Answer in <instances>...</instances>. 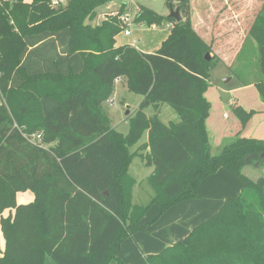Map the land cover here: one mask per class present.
<instances>
[{"label": "trees", "instance_id": "16d2710c", "mask_svg": "<svg viewBox=\"0 0 264 264\" xmlns=\"http://www.w3.org/2000/svg\"><path fill=\"white\" fill-rule=\"evenodd\" d=\"M113 1L53 5L52 0H0V217L6 241L0 264H45L47 254L58 264H264V175L254 182L243 173L264 153V139L238 134L218 148L210 142L206 121L211 102L205 93L218 56L206 59L212 46L191 18L195 0H178L185 13L181 22L138 7L135 23L173 25L153 52L118 45L124 25L117 16L94 23L100 8ZM259 3L257 10L251 8L249 23L235 6L234 22L244 35L220 48L234 55L229 64L248 37L264 46V0ZM128 9L123 2L119 12ZM223 28L214 25L212 31L216 35ZM66 29L68 55H81L82 71L31 74L21 63L26 37ZM220 43L218 37L214 44ZM16 71L23 80L14 87ZM119 77L129 91L143 96L127 117V134L112 127L104 108ZM256 84L264 101V77ZM44 98L56 101L48 113ZM147 100L170 104L179 121L167 124L148 116ZM235 110L243 125L254 113ZM146 132L148 141L131 152ZM38 133L40 141L32 138ZM135 154L154 167L148 178L154 194L144 205L133 199L136 180L129 166ZM222 168L244 181L240 195L228 199L183 241L139 262L121 261L122 243L146 229L147 224L139 223L153 204L161 215L195 198L196 188ZM25 190L33 191L35 200L18 204L17 193ZM9 209L15 213L3 216Z\"/></svg>", "mask_w": 264, "mask_h": 264}, {"label": "crops", "instance_id": "0c3cea01", "mask_svg": "<svg viewBox=\"0 0 264 264\" xmlns=\"http://www.w3.org/2000/svg\"><path fill=\"white\" fill-rule=\"evenodd\" d=\"M123 2H126V0L121 1L118 4L121 5ZM116 4L117 0H114L106 7L112 8L113 5ZM203 5L206 6V3H203ZM204 9L205 14L203 15H199L195 12L198 16L197 18H199L198 22L202 16L204 17L205 15L207 17L210 15L208 6L204 7ZM102 17L103 15H101V18ZM224 19H226V17ZM223 21L224 20H221V23H223ZM152 27L154 28L157 26L153 25ZM168 27H171V24L167 25V30H169ZM234 27L235 28L229 29H226V27L221 30L218 36L219 41L222 42L220 43V47L226 49L230 47L231 44L233 45L240 36L244 35V28L240 24L239 26L234 25ZM65 31L66 32H63L65 34H62L60 31L45 32L39 35L26 37L27 48L21 58V63L31 74L42 72L68 74L71 70L74 72L82 71L84 63L81 55L79 53L68 55L70 32L68 29ZM169 34L170 31H163V37L153 49L145 48L146 44H143V37L135 32H132V34L129 35L132 37V40L126 44L134 45L144 52H153L161 47L163 41L168 38ZM125 36L128 37V35ZM250 38L251 36L242 43V46L239 49L240 53L238 52L239 55L238 57L236 56L237 59L234 62H238L246 47L252 45V42L250 41H254L255 44L253 45L259 47L261 58L264 59V46H259L255 39L250 40ZM117 44H124L120 42L119 35L117 36ZM221 56H224V58L229 61L234 55L227 49L226 51H222ZM16 80L17 81H11V85L14 87L19 86L23 79L19 76ZM117 84H123V82L120 81L116 83V86ZM255 88L256 86L252 83L250 85H238L232 89L217 87L219 92L217 90L214 91L212 88L206 91L205 95L208 100L211 101V112L207 118L206 125L209 139L213 146L218 148L222 146L224 142L234 138L238 134L246 137L264 139V101L259 90L257 92ZM220 90L222 95L220 94ZM1 102L2 99L0 97V104ZM42 102L45 113H48L56 104V101L52 98H44ZM237 107H242L247 112L254 111L245 125H243L240 116L235 110ZM147 141L148 138L143 143ZM149 150L150 149L147 148L145 153ZM148 167L149 170L146 173L148 174L146 175V178H149L154 171V167ZM134 179L136 182L138 181L135 177ZM244 186L245 183L243 180L222 168L217 173L207 177L196 188L195 193L197 196L195 198L184 200L161 215H159L161 210L160 207L157 204H153L139 223V225L147 224L146 229L136 230L133 233L132 238H128L122 243L121 254H119L121 261L124 263L137 262V260L140 261L144 255L146 256L160 252L170 244L183 241L196 225L220 210L228 199L240 195ZM19 197L23 198V203H29L35 200V194L30 190L20 191L17 194L18 203L22 202L19 201L21 200ZM11 212L12 214L15 213L14 210L11 211V209H9L3 213V216H8ZM156 216L158 217L156 218ZM0 231L3 235L1 230V217ZM117 263V261L112 262V264Z\"/></svg>", "mask_w": 264, "mask_h": 264}, {"label": "rangeland", "instance_id": "374dc122", "mask_svg": "<svg viewBox=\"0 0 264 264\" xmlns=\"http://www.w3.org/2000/svg\"><path fill=\"white\" fill-rule=\"evenodd\" d=\"M121 1L123 0H117V4L120 3ZM126 2L128 3L129 8L131 9L133 17L134 14L138 12L137 8L140 7L141 5L152 9L157 14L164 17L170 16L171 13L172 2H170V0H126ZM193 2L194 3H191V9L189 10V12L190 13L192 12L193 14L191 18L192 20L194 19L197 29L201 33L205 34L202 35L208 39L210 45L212 46V51H209L206 54L209 53L211 58H213L214 56H218V58L215 60V64L210 68L208 89L212 88L214 91L217 90L219 92L217 87L232 89L237 87L238 85H250L253 83L256 86L255 90L258 92V87L256 83L257 81H259L261 78L264 77V59L261 58V55L259 53V47L257 45H253L255 44L254 41H250L252 42V45L251 46L248 45L246 47L239 61L234 62L233 64H229L228 60H226L224 56H221L222 51L220 48L222 47H220L218 44L216 45L214 44V42L218 41L219 33L214 35L212 31V26L215 25L216 27H219L220 25L223 24L224 28L227 27L226 29L235 28L234 25L239 26L238 23L233 22L236 19L234 15L236 14L235 11L237 10L236 9L237 6L240 7V8L237 7L238 9L242 10L241 15L244 16V18L247 19V23H249L252 14L251 8L252 6H256L254 11L257 10L260 5L259 3L260 0H195ZM203 2L206 3V5L208 6L210 15L207 17L205 15L204 17L202 16L200 21L198 22L199 18H197L198 16L197 14H195V12H197L199 15L205 14L204 13L205 11H203L205 7V5H203ZM178 3H179L178 0H173L174 9L178 7ZM117 4L113 5L112 8L106 6L101 7L100 15L95 19L94 23H101L103 21L102 19L103 17L101 18V15L103 14L107 15L112 11L118 12L121 5L119 4L117 5ZM227 5H232V9L226 11L225 7ZM181 14L184 15L185 13L182 11ZM245 15L247 16L245 17ZM225 17L226 19H224ZM217 19L219 21L220 19L224 21L223 23L218 24L215 22V20ZM169 24H171V27H168L169 30H167V25ZM241 24L243 25L242 21ZM154 25L157 27L153 28L152 26H148L146 24L143 25L134 22L131 26L132 32H135L136 34H140L143 37V44L144 43L146 44L145 48L147 49H153L154 47H156L159 41L161 40V38L163 37V31L166 32L170 31L173 26L171 22H163L161 25L159 24L158 25L154 24ZM60 32L62 34H65L63 32L66 31L62 30ZM119 39L121 43L126 44L132 40V37L131 36L126 37L124 31H122L119 34ZM250 40H253V38L251 37ZM19 76H20L19 72L16 71L14 73L12 80L17 81L16 79ZM227 78H231V81L225 83L224 80ZM220 94H221V90H220ZM110 97L111 98L115 97L112 104H109L107 102H105L104 104L106 116L109 117L108 121L112 125V127H115L117 129V131L127 134L130 130V121H131L130 118L127 117L129 116L130 112L132 114L136 109L139 108L141 102L143 101V97L140 94H136L134 92L129 91L127 87L124 86L123 84H117L116 90L111 94ZM146 102L144 105V110L148 116L150 117L158 116L160 120H162L167 124L179 121L178 114L170 104L160 103L157 105L154 103L151 104V102L150 104H146ZM147 138H148V134L146 132L143 138L136 145L131 147V152H135L136 150H138V147L141 144H143V142L146 141ZM148 168H149L148 165H146L143 162V159L141 158L140 155L135 154L133 156L129 166V172L136 179L140 177L133 186V191H134L133 198L135 203L142 205L148 204L152 195L154 194V190L148 178H146V175H148L146 174L147 171L149 170ZM243 173L254 182L258 181V179L264 175V153H262L257 160H254L251 163H249V165L244 169ZM19 198L21 199L19 201H22L23 198L22 197ZM19 203L22 204L23 201ZM13 210L14 209H12L11 211ZM4 245H5V240L0 231V254L4 252ZM137 262H139V260H137ZM45 264H58V263H56V261H54L53 258L49 254H47L45 257Z\"/></svg>", "mask_w": 264, "mask_h": 264}, {"label": "built area", "instance_id": "2783aa9c", "mask_svg": "<svg viewBox=\"0 0 264 264\" xmlns=\"http://www.w3.org/2000/svg\"><path fill=\"white\" fill-rule=\"evenodd\" d=\"M61 2H64V1L63 0H52L53 5H58ZM107 15H109V16H117L118 19L120 20V23H122L124 25V29H123L124 34L128 35V36L132 34L131 26L134 23V20H133L134 17L132 16L133 14H132L130 8L128 9V11H126L124 13H120L118 11V12H111V13H109ZM107 15L103 14V18L106 19L107 17H109ZM120 81H122L121 77L116 79V83H118ZM114 99H115V97H113V98L110 97L106 102L109 103V104H112ZM32 138L35 139V140L40 141L41 138H42V135L40 133L34 134L32 136Z\"/></svg>", "mask_w": 264, "mask_h": 264}, {"label": "water", "instance_id": "95a60500", "mask_svg": "<svg viewBox=\"0 0 264 264\" xmlns=\"http://www.w3.org/2000/svg\"><path fill=\"white\" fill-rule=\"evenodd\" d=\"M170 16L173 17L174 19H176L178 22H181L183 20V16L181 14V10L179 7H177L176 9H174V7H171V13ZM206 59L210 60L211 56L210 54H206ZM231 80V78H227L224 80L225 83H228ZM146 104H150V101H147Z\"/></svg>", "mask_w": 264, "mask_h": 264}]
</instances>
